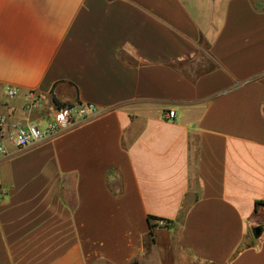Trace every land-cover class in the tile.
I'll list each match as a JSON object with an SVG mask.
<instances>
[{
    "label": "crops",
    "instance_id": "crops-1",
    "mask_svg": "<svg viewBox=\"0 0 264 264\" xmlns=\"http://www.w3.org/2000/svg\"><path fill=\"white\" fill-rule=\"evenodd\" d=\"M0 120V264H264V0H0Z\"/></svg>",
    "mask_w": 264,
    "mask_h": 264
},
{
    "label": "built area",
    "instance_id": "built-area-1",
    "mask_svg": "<svg viewBox=\"0 0 264 264\" xmlns=\"http://www.w3.org/2000/svg\"><path fill=\"white\" fill-rule=\"evenodd\" d=\"M5 94L8 98H14L17 95L16 90L7 87ZM45 96L36 92H29L25 96L24 109L31 111L41 106L45 100ZM97 111L96 106L93 103H76L73 105H64L60 108L54 109V117L46 125L44 129H41L35 124H29L21 126L16 129L14 135L11 137V142L16 148H25L27 146L41 142L46 138L56 136L62 130L74 127L80 121L93 116ZM175 113L169 111L164 118L166 120H173ZM2 120H0V125ZM7 153L6 147L3 143H0V159Z\"/></svg>",
    "mask_w": 264,
    "mask_h": 264
},
{
    "label": "trees",
    "instance_id": "trees-1",
    "mask_svg": "<svg viewBox=\"0 0 264 264\" xmlns=\"http://www.w3.org/2000/svg\"><path fill=\"white\" fill-rule=\"evenodd\" d=\"M53 102H54V105H55L56 108H60V107L64 106V105L60 104V103H59L57 100H55V99H54ZM259 204H262V202H257V203H256V207H257V205H259ZM147 219H148V222H149V224H150V228H152V227L155 226V224H151V221H153V222L163 221L165 225H167V224L169 223V221H164V220H161V219H158V218L152 217V216H149ZM151 235H152V231H150V233H149V236H151Z\"/></svg>",
    "mask_w": 264,
    "mask_h": 264
},
{
    "label": "water",
    "instance_id": "water-1",
    "mask_svg": "<svg viewBox=\"0 0 264 264\" xmlns=\"http://www.w3.org/2000/svg\"><path fill=\"white\" fill-rule=\"evenodd\" d=\"M260 232H261V227H256V228H254V234H255V236H259L260 235Z\"/></svg>",
    "mask_w": 264,
    "mask_h": 264
}]
</instances>
